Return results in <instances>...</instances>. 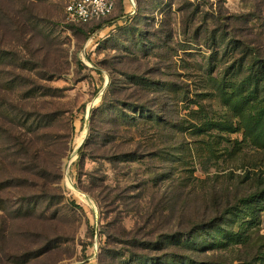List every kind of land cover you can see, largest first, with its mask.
<instances>
[{"label":"rangeland","instance_id":"374dc122","mask_svg":"<svg viewBox=\"0 0 264 264\" xmlns=\"http://www.w3.org/2000/svg\"><path fill=\"white\" fill-rule=\"evenodd\" d=\"M112 1L81 25L68 0H0V264H138L134 235L235 205L181 242L202 264H264V194L238 203L264 190L242 102L264 0ZM101 106L117 114L93 124Z\"/></svg>","mask_w":264,"mask_h":264},{"label":"trees","instance_id":"16d2710c","mask_svg":"<svg viewBox=\"0 0 264 264\" xmlns=\"http://www.w3.org/2000/svg\"><path fill=\"white\" fill-rule=\"evenodd\" d=\"M101 28L102 24L99 23L96 27V30ZM256 64L260 65L259 67L256 65V67L259 68V71L257 73H254L255 71L249 73L242 81L243 87L248 89L247 95L242 99V102L245 104V106L248 104H253L252 107L254 112V118L251 120L253 122L248 124L245 123L244 127L248 132V137L251 142L256 147L264 150V61L263 63L261 61H256ZM253 66L254 65L252 64L248 70H252ZM113 88L116 87L110 85L108 91L111 93L110 95L112 97H117V90ZM116 110L117 109L115 106L107 108L105 106L99 107L93 113L92 123L101 124L105 122V119L98 120V116L103 119V116L108 115L109 112L115 113ZM136 110L138 111L141 109L138 108ZM106 111H108V113H106ZM118 117H120V115L115 116L114 121H116ZM123 120L126 121L127 125H136L134 122L135 119L127 120L125 117H123ZM210 126V123H205L198 130L201 131L202 127L206 130ZM261 194H264V190H262L259 194L256 193L249 195L246 198H242L238 203L242 206H246L249 203H253L259 199ZM236 208L237 205L233 207H227L221 212L216 211L215 213L205 214L203 217H196L191 219L190 223L187 225H184V222L182 223L181 218H176L173 225L168 223L167 231L165 233H160L158 230H154L151 233L147 232L143 235H134L130 239V242H128L130 247L128 254L133 260H136L138 264H202L203 262L199 260L200 256L198 255L200 253V244H198L196 240H193V242L190 243L191 245L189 243H182L181 239L184 236L195 237L201 233L206 234V232H215L218 229L219 224L224 222L227 217L231 216ZM238 239L241 240L239 237ZM44 252L45 250L43 252H39V254H35V257L42 256ZM102 258L103 254L99 256L98 261ZM109 258L114 260L116 256L109 255Z\"/></svg>","mask_w":264,"mask_h":264},{"label":"built area","instance_id":"2783aa9c","mask_svg":"<svg viewBox=\"0 0 264 264\" xmlns=\"http://www.w3.org/2000/svg\"><path fill=\"white\" fill-rule=\"evenodd\" d=\"M113 10L112 0H68L65 15L70 23L82 25L104 19L111 15Z\"/></svg>","mask_w":264,"mask_h":264},{"label":"crops","instance_id":"0c3cea01","mask_svg":"<svg viewBox=\"0 0 264 264\" xmlns=\"http://www.w3.org/2000/svg\"><path fill=\"white\" fill-rule=\"evenodd\" d=\"M112 24V22L111 23H109L108 25H111Z\"/></svg>","mask_w":264,"mask_h":264}]
</instances>
